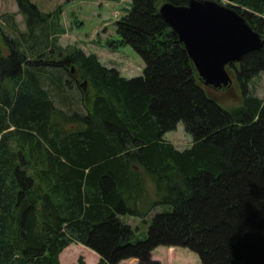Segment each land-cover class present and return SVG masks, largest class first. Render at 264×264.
<instances>
[{"label": "trees", "instance_id": "1", "mask_svg": "<svg viewBox=\"0 0 264 264\" xmlns=\"http://www.w3.org/2000/svg\"><path fill=\"white\" fill-rule=\"evenodd\" d=\"M14 1L26 30L0 29V264H61L71 244L98 264L158 246L185 247L202 264H264V100L248 90L264 73V43L227 66L241 93L227 107L157 13L187 0H129L104 44L139 55L142 75L132 78L62 46L57 19V30L46 25L57 16ZM226 1L264 36V0ZM77 102L83 112L70 111ZM179 123L192 138L183 150L164 139ZM152 214L134 241L121 217Z\"/></svg>", "mask_w": 264, "mask_h": 264}, {"label": "rangeland", "instance_id": "2", "mask_svg": "<svg viewBox=\"0 0 264 264\" xmlns=\"http://www.w3.org/2000/svg\"><path fill=\"white\" fill-rule=\"evenodd\" d=\"M30 1L42 13L57 16L52 17V19L49 17L46 25L50 26L53 30H57L58 25L54 23L57 19L59 26L64 29V33L61 34L58 41L61 45L74 44L86 54L93 51L103 65L117 68V70H120L122 67L125 71L123 75L128 78L142 75L143 62L131 47L126 46L113 51L108 49L104 44V41L108 38H117L114 25L128 11L129 0H116L113 2L105 0ZM218 1L224 5L228 3L226 0ZM0 29L10 38L20 35L21 32L24 33L26 30L25 19L18 12L14 0H0ZM100 37L103 41L97 44ZM5 44L0 34V49L2 48V51L6 50ZM248 90L260 100H264V73H259L252 79L248 85ZM207 92L219 102H229V105H226L227 107L236 106L241 100V93L233 83V78L229 88L225 90L208 88ZM72 94L75 98L79 97V94L75 93V90ZM60 106L64 109L66 107L62 104H59ZM69 106H71L70 111L83 112L82 106L78 102L76 104L77 107L74 105ZM164 139L169 141L178 150L189 148L192 144V138L185 132L182 123L177 124L175 130L165 133ZM145 184L150 192L154 191V183L148 176ZM152 216L153 214L151 217L139 219L125 215L121 218L125 224L131 227L134 234V241H137L146 238ZM79 257H82L85 264H98L99 261V255L97 253L79 244H71L69 248L65 249L60 254L59 261L61 264H72L76 263ZM118 264L202 263L196 253L185 247L158 246L142 257L125 259Z\"/></svg>", "mask_w": 264, "mask_h": 264}, {"label": "water", "instance_id": "3", "mask_svg": "<svg viewBox=\"0 0 264 264\" xmlns=\"http://www.w3.org/2000/svg\"><path fill=\"white\" fill-rule=\"evenodd\" d=\"M156 10L183 44L197 78L214 90L229 88L227 66L264 43L239 12L218 0H187L184 6L164 1Z\"/></svg>", "mask_w": 264, "mask_h": 264}, {"label": "crops", "instance_id": "4", "mask_svg": "<svg viewBox=\"0 0 264 264\" xmlns=\"http://www.w3.org/2000/svg\"><path fill=\"white\" fill-rule=\"evenodd\" d=\"M102 35V34H101ZM100 42L102 43V40H101V37H100ZM98 44V43H97ZM63 46V45H62ZM114 53H119V52H114ZM119 70V69H118ZM120 71V73H121V75H123V72H125L124 70H123V68L121 67V69L119 70ZM124 76V75H123ZM126 77V76H125ZM62 256V255H61Z\"/></svg>", "mask_w": 264, "mask_h": 264}, {"label": "bare ground", "instance_id": "5", "mask_svg": "<svg viewBox=\"0 0 264 264\" xmlns=\"http://www.w3.org/2000/svg\"><path fill=\"white\" fill-rule=\"evenodd\" d=\"M69 248V247H68ZM67 249V248H66Z\"/></svg>", "mask_w": 264, "mask_h": 264}]
</instances>
